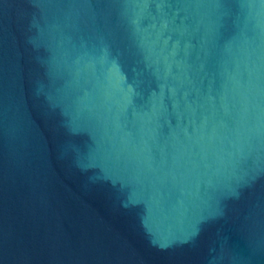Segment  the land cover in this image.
Returning <instances> with one entry per match:
<instances>
[{
  "label": "water",
  "instance_id": "95a60500",
  "mask_svg": "<svg viewBox=\"0 0 264 264\" xmlns=\"http://www.w3.org/2000/svg\"><path fill=\"white\" fill-rule=\"evenodd\" d=\"M0 264H264V0H0Z\"/></svg>",
  "mask_w": 264,
  "mask_h": 264
}]
</instances>
